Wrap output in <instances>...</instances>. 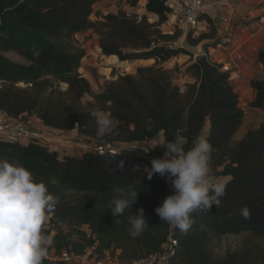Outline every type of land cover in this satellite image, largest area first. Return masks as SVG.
I'll list each match as a JSON object with an SVG mask.
<instances>
[{
	"label": "trees",
	"instance_id": "trees-1",
	"mask_svg": "<svg viewBox=\"0 0 264 264\" xmlns=\"http://www.w3.org/2000/svg\"><path fill=\"white\" fill-rule=\"evenodd\" d=\"M97 1L0 0V109L14 117L34 116L58 130L75 128L78 134L97 141L138 142L161 134L166 142H172L174 134L183 130L190 147L194 138L203 134L213 148V173L228 183L218 206L191 213L192 224L185 232L155 213L172 192L165 177L154 174L148 179L144 174L151 160L160 157L155 148L128 146L116 153L59 157L56 151L33 142L0 140V157L19 160L57 198L42 226L52 239L49 248L55 254L91 248L98 256L104 252L113 256L118 250V260L126 262L159 251L172 235L178 246L171 264H264V245H244L219 259L213 258L209 248L213 239L224 235L247 232L264 238V121L233 141L244 110L230 83V73L207 54L215 43H204L205 55L195 60L193 51L169 47L175 36L160 30L167 19L165 0H146L145 9L158 16L157 22L123 11L92 21ZM123 1L135 6L139 0ZM88 29L97 35L102 55L120 61L153 59L154 63L137 67L134 75H118L95 92L79 72L85 51L75 44V35ZM206 37V33L197 37L187 33L186 40L196 46ZM5 52H13L26 63L7 57ZM182 52L190 58L184 72L193 78L183 88L173 83L161 66ZM257 61L264 70V38ZM250 86L254 96L248 106L263 108L264 78L252 79ZM86 96L91 100H85ZM97 109L116 122L114 131L103 137L97 136L92 115ZM129 186L139 192L137 200L114 218L109 201L116 195L115 189ZM139 208L144 209L149 227L132 237L129 215L138 214ZM50 223L59 228L52 237ZM83 225L88 233L79 229ZM43 264L67 263L44 259Z\"/></svg>",
	"mask_w": 264,
	"mask_h": 264
},
{
	"label": "clouds",
	"instance_id": "clouds-1",
	"mask_svg": "<svg viewBox=\"0 0 264 264\" xmlns=\"http://www.w3.org/2000/svg\"><path fill=\"white\" fill-rule=\"evenodd\" d=\"M97 124V136L103 137L116 128V122L107 112L97 109L92 113ZM178 130L174 141L164 138L155 146H162L163 155L151 160L144 174H154L170 181L172 192L155 208L160 220L187 231L192 224L191 213L208 212L218 206L224 195L227 179L217 177L211 168L212 145L199 135L190 147L188 139ZM109 201L111 215L122 216L136 202L138 191L129 186L115 189ZM57 203L46 184L19 160L0 157V264H43L52 244L42 226ZM245 218L248 211L243 210ZM130 235L137 237L149 227L144 209L129 215Z\"/></svg>",
	"mask_w": 264,
	"mask_h": 264
},
{
	"label": "built area",
	"instance_id": "built-area-1",
	"mask_svg": "<svg viewBox=\"0 0 264 264\" xmlns=\"http://www.w3.org/2000/svg\"><path fill=\"white\" fill-rule=\"evenodd\" d=\"M165 4L168 7L166 22H172V28L181 29L184 35L190 33L192 37H197L213 29L217 34L216 41L208 50H219L228 58L226 66L219 64L222 65L223 70L230 73V81L241 76V71L235 70L238 67L237 55L244 46L251 44L257 32L264 30V0H165ZM174 46L173 43L169 45V47ZM207 54L210 58V52ZM201 55L205 53L194 52L192 59L195 60ZM0 140L19 144L33 142L56 151L59 157L79 156L86 152L116 153L128 146H140L144 150L155 148L160 157L164 151L162 146H155L160 142L155 137L138 142L97 141L87 137L79 141L76 149L62 148L57 141L67 139L61 138L58 129L43 125L38 119L27 114L10 116L2 109H0ZM217 177L224 179L222 176ZM177 246V239L170 235L159 251L126 262L118 260V250L113 256L108 252L98 256L92 251L93 249L90 250L91 248L81 253L65 250L56 254L50 253L45 259L63 261L67 264H171Z\"/></svg>",
	"mask_w": 264,
	"mask_h": 264
},
{
	"label": "rangeland",
	"instance_id": "rangeland-1",
	"mask_svg": "<svg viewBox=\"0 0 264 264\" xmlns=\"http://www.w3.org/2000/svg\"><path fill=\"white\" fill-rule=\"evenodd\" d=\"M144 2L145 0H139L135 6H130L123 0H98L93 5L94 14L90 19L92 21H96L98 19H102L103 15H105L106 13H116L123 11L128 14H136L138 18L145 15L149 22H157L159 20L158 16L147 12ZM160 30L163 33L175 36L173 45L182 47V49L186 52L193 51L199 54H203L205 52L204 43L214 44L217 36L215 31L212 29L209 33L206 34L207 37L205 40H202L196 46H190L189 42L186 40L187 34L184 35L183 31L177 27L173 29L172 22L167 23L165 20L160 24ZM75 44L77 47L82 48L85 51L84 57L82 58L79 67L82 66L83 71H81V73L90 82L91 87L95 92H98L97 86H99L100 90L105 82L116 79L118 75H134L137 67L150 66L154 63L153 59H132L120 61L116 57L102 55L98 47L97 35L91 29L85 30L81 32V34H76ZM4 55L15 61L26 63L23 58L14 54L13 52H5ZM187 56L188 55L186 53L182 52L161 64L162 68L168 71L170 77L173 80V83H178L179 85H182L181 87H184L185 83H187H183V81L180 79V73L182 70H184V62H187L190 59ZM174 79L177 81H174ZM60 89L64 90L65 86L60 84ZM85 100H91V98L86 96ZM248 103L242 104L244 108L243 110H248ZM260 112L264 114L263 111ZM52 226L53 230L50 234L51 237L53 236V234H55L56 230H59L56 224L52 225L50 223V227ZM60 228L64 232L66 231V228L64 226H61ZM79 229L81 231H84L85 233H88V228L86 225L81 226ZM248 244L264 245V238L252 235L247 232H243L238 235H224L222 237L213 239V241L210 243L209 248L211 250L213 258L219 259L224 255L225 252L240 249L242 246ZM50 253L55 252L53 249L49 248L48 254Z\"/></svg>",
	"mask_w": 264,
	"mask_h": 264
},
{
	"label": "crops",
	"instance_id": "crops-1",
	"mask_svg": "<svg viewBox=\"0 0 264 264\" xmlns=\"http://www.w3.org/2000/svg\"><path fill=\"white\" fill-rule=\"evenodd\" d=\"M254 36L255 37L252 40L251 44L244 46L239 51V54L237 55L236 62L238 63V67H236L235 70L241 71V76L238 79L230 81L234 91L238 94L239 103L242 108H243L242 104L248 103L249 101H251V99L254 96V91L250 86V81L252 79H263L264 78L263 67L257 61V52L262 46V42L264 38V30L262 32L261 31L257 32ZM209 52H210V58L213 61L222 63L224 66H226V64L228 63L227 62L228 58L225 56L223 52H219V50H215V49L214 51L212 49L207 50V53ZM185 63L186 62H184V64ZM79 71L80 72L83 71L82 66L79 67ZM180 77L183 83L193 81V78L189 77L184 72V70L181 71ZM174 81H177V80L174 79ZM179 86L181 87L182 85H179ZM97 90L99 91V86H97ZM260 111L264 112V105H263V108L249 107L248 110L244 112L242 123L232 138L234 142L242 138L249 129H255L259 127V125L264 121V114H262ZM33 118L37 119L34 116ZM59 131L61 132V138L67 139L64 141L63 140L57 141L60 143L62 148H75L76 149L79 141L85 140L87 138L86 136L78 134L75 128L68 129V130H59ZM155 138L158 139L159 141L163 139L161 134L155 136Z\"/></svg>",
	"mask_w": 264,
	"mask_h": 264
}]
</instances>
